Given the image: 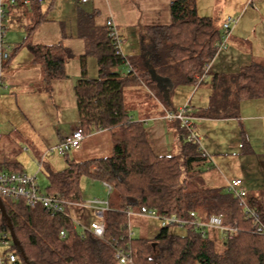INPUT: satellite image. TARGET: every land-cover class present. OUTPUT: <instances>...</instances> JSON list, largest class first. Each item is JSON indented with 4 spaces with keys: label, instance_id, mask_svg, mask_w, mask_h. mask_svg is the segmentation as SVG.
<instances>
[{
    "label": "trees",
    "instance_id": "trees-1",
    "mask_svg": "<svg viewBox=\"0 0 264 264\" xmlns=\"http://www.w3.org/2000/svg\"><path fill=\"white\" fill-rule=\"evenodd\" d=\"M171 17L169 25L145 27L144 34L149 41L143 42L146 65L142 67L116 54L106 26L95 29L93 17H79V36L86 41V52L80 57L81 78L75 87L79 128L86 136L98 129L113 131V154L85 162H75L64 154L67 167L48 172L46 190L59 192L69 201L81 202L83 178L110 184L112 193L105 213V237L99 239L88 231L78 230L69 216L52 215L42 208L31 209L22 202L0 198L6 212L0 214V222L8 232L10 220L19 243V246L14 244L13 250L22 264H120L115 257L117 243L130 248L134 264H264V237L254 233V223L247 219L240 200L228 194L226 187L206 185L203 175L208 158L200 147L190 142L182 130L181 154L155 155L145 125L131 121L125 108V89L137 83L153 84L152 72L171 80L174 86H195V77L213 62L216 44L221 39L215 20L200 17L195 0H175ZM46 21V16L40 15L28 27V36ZM27 40L5 50L2 69ZM32 48L43 69L46 86L67 77L66 64L75 57L70 49L62 43ZM90 56L97 60L96 79L88 78ZM127 60L132 71L123 73L121 69ZM212 87L210 107L204 111V117L235 118L243 101L264 100V65L253 63L236 74L215 75ZM242 144L244 153L252 152L244 134ZM3 166L0 163V171ZM6 166L10 171H22L18 163L9 161ZM248 203L259 211L264 222L261 202L253 198ZM142 208L177 218L188 219L191 213L205 220L221 216L225 227L238 231L222 240L217 230H209L202 237L199 231L186 225L182 227L186 231L183 236L172 234L169 226L162 227L154 240L131 237L130 212H139ZM62 231L66 233L65 238L60 237ZM218 246L222 249L218 250Z\"/></svg>",
    "mask_w": 264,
    "mask_h": 264
},
{
    "label": "crops",
    "instance_id": "crops-1",
    "mask_svg": "<svg viewBox=\"0 0 264 264\" xmlns=\"http://www.w3.org/2000/svg\"><path fill=\"white\" fill-rule=\"evenodd\" d=\"M57 1L53 2V7L50 11L48 10L51 3L9 8L7 15L14 10L16 16L13 18L14 23L11 21L9 24V33L13 35L14 30L24 29L25 35L21 42L7 43L9 47L7 50H10L15 44L23 43L26 38L28 40L27 44L7 65V67L12 66L9 77L12 78L13 76L15 83L11 80L10 86L5 88L7 93L1 97L7 100L10 99V96H14L16 101L23 97L20 100L24 101L27 106L36 105L38 101L40 103L47 101L55 109L58 108L60 111L65 109L66 112H70L69 127L64 126L65 123L60 126L56 144L62 142L76 131L80 123L75 87L81 78L80 57L86 52V41L79 36V17L81 15L93 17L95 29H103L106 26V21L113 19L118 25L119 33L123 39L122 51L124 56L136 67H142L146 65V58L144 59L142 50L143 42L141 36L138 41L134 42L133 34L137 31L141 35L146 26L171 24V6L175 0H105L106 4L103 0H89L88 3L90 1L94 3L93 10L74 6L70 14L73 22L70 23H67L62 18H50V15L57 10L58 6H62L67 10V1L62 3ZM195 1L200 17L214 19L215 10L221 9L222 13L223 11L225 13L223 14L225 16L222 18V22L227 16L231 15L238 19V23L229 38L227 48L215 56L210 66L209 78L198 87L174 86L171 80L159 78L152 72V77L155 79L153 84L137 83L125 89V108L131 121L142 122L145 125L149 144L155 155L168 157L181 154L183 131L178 122L165 119V111H176L184 106L190 107L196 134L204 151L210 157L207 160V164L215 168L213 172L210 171L208 173L207 179L209 183L222 185L224 189L229 180V175L226 173L235 171L231 175H238L243 180L248 194L247 181L242 174L245 171V165L241 163L248 156L264 157V100L243 101L240 104L238 116L235 118L211 119L204 117L203 113L210 107L213 95L212 80L215 75L236 74L243 67L253 63L264 65V29L243 28L247 25L250 14L261 15V9H264V0H257L253 3H250V0ZM255 5L259 7L258 10L250 11L249 8ZM106 14H108L107 18L105 20L102 19V16ZM40 15H45L47 21L41 22L36 31L28 36V27ZM222 22L219 27L220 30ZM15 24L22 25V28L16 26V29H13ZM57 43H62L66 48L70 49L75 57L66 64L67 77L53 82L50 86H46L43 69L37 61V56L32 47ZM91 58L95 57L90 56L87 58L88 78L96 79L99 75L98 65L97 63L95 65ZM1 64L2 61L0 59V66ZM121 71L123 73L127 72V67H123ZM4 80L7 86V79L4 78ZM9 91H11V95H9ZM127 94L134 98L137 96L135 103L127 104ZM243 134L251 146V153L243 152ZM112 154L113 131L98 129L87 136L78 149L69 152L67 158L69 159L71 155V160L85 162L108 158ZM9 158L8 154L2 156L0 153L1 164L6 165L10 161ZM262 159L264 160V158ZM206 180L204 179L205 183ZM88 182H90L89 185L84 184L83 188L81 186L83 200H87L92 195L93 198L99 197V190L96 188L97 184L99 187L104 188L101 182L91 179H88ZM249 197L248 194V199L254 198ZM257 200L261 201L259 198ZM68 216L74 222L85 227H89L96 220L93 210L77 206L69 207ZM87 221L89 222L88 224H86ZM77 229L82 230L81 228Z\"/></svg>",
    "mask_w": 264,
    "mask_h": 264
},
{
    "label": "built area",
    "instance_id": "built-area-1",
    "mask_svg": "<svg viewBox=\"0 0 264 264\" xmlns=\"http://www.w3.org/2000/svg\"><path fill=\"white\" fill-rule=\"evenodd\" d=\"M46 0H0V48L2 54L8 48L6 43V28L5 21L9 8L16 6L18 3L24 6H30L34 3L43 4ZM79 3L86 4L89 0H77ZM257 0H250L253 3ZM238 23V19L227 16L221 25V39L216 44L217 53L216 55L224 51L228 46L229 38L233 33V29ZM106 27L109 30V37L112 40L116 49V54L123 57L122 45L123 39L119 33L118 26L112 19L106 21ZM212 64V63H211ZM125 66L127 72L132 71L129 60L126 61ZM211 66V65H210ZM210 66L195 77L196 87L200 86L209 78ZM6 88L5 80L0 70V98L3 89ZM191 108L184 106L176 111H165V119L176 121L179 123L180 128L188 134V140L194 144H197L204 153V157L210 158L209 155L204 151L203 146L198 138L194 120L191 115ZM0 134V140H1ZM85 133L81 128H78L70 136L60 142L55 148L49 150V153H57L59 155L68 154L72 150L78 149L81 143L86 139ZM44 157L39 162V172L42 171L44 166ZM104 187L106 199L96 197L92 199L83 200L81 202H72L66 199L61 193H44L41 191L38 175L31 176L26 174L24 171H0V198L15 202L24 203L31 209L42 208L47 213L52 215H63L68 216V209L71 206H77L80 208H89L94 211L96 220L91 223L87 228L73 221L76 228H81L82 231H88L99 239L105 237V213L109 209V197L112 193V187L106 182H101ZM226 192L232 194L235 198L239 199L244 207L247 219L254 223V233L264 237V222L261 220L259 211L256 208H252L248 203V194L244 187L243 180L240 178H231L227 181ZM1 214V210H0ZM130 215H136L147 219L157 220L162 224V227L169 226H191L195 230L199 231L202 237H206L209 230H217L221 233L222 240L226 237H232L238 230L236 228H227L223 225V219L221 216H212L209 219H201L195 213L190 214V218H177L159 215L155 210H149L142 208L139 212H130ZM66 233L62 231L60 233L61 238H65ZM133 237V233H130ZM14 241L11 233L4 231L0 222V264H22L18 255L13 250ZM6 248V252L1 253L2 249ZM115 257L120 264H134L132 254L128 246L118 245L114 247Z\"/></svg>",
    "mask_w": 264,
    "mask_h": 264
},
{
    "label": "rangeland",
    "instance_id": "rangeland-1",
    "mask_svg": "<svg viewBox=\"0 0 264 264\" xmlns=\"http://www.w3.org/2000/svg\"><path fill=\"white\" fill-rule=\"evenodd\" d=\"M51 1L52 0H46L44 4H50ZM58 1L61 3L67 1V10H65L62 6H58L57 10L50 15V18H62L66 20L67 23L73 22V18L71 19L70 14L71 9L73 10L74 6L82 9L88 8L90 10H93L94 8V3L92 1L88 3L89 5L87 3L79 4L77 0ZM103 2L106 4L105 0H103ZM21 6L22 5L18 3L14 7ZM258 8L259 7L255 5L254 7L249 8V10L256 11L258 10ZM261 10L262 13L260 16L257 14H250L248 16L249 21L247 22V25L243 27L244 29H264V9ZM223 14L225 13L224 11L222 13L221 9L215 10L214 20L218 27H220L222 18L225 16ZM107 15L108 14L103 15L102 19L105 20L107 18ZM14 17H16L14 10L6 17V43L21 42L23 40V36L25 35L24 29H16V26H20L22 28V25L20 24H15V27L13 29L16 30L13 31V35L9 33V24L11 23V21L13 22ZM133 36L134 42L136 40L138 41L140 36L142 42L148 43L149 41L144 32L139 35V32L135 31ZM0 59L2 61L1 57ZM91 59H93L96 65L97 61L95 60V58ZM11 69L12 66L6 67L5 70L2 71L3 77L7 79V88L10 86L11 80H13V82L15 83L13 76L12 78L9 77ZM0 70H2L1 66ZM6 93V90L3 89L1 95H5ZM9 95H11V91H9ZM136 98H134L133 96L131 97L127 94V104L135 103ZM20 99H17L16 101L14 96H10V99L7 100L0 98V133L2 134V139L0 140V153L2 156H6L8 154L10 156L9 160L11 162L18 163L21 170L24 171L26 174L31 176L38 175V182L41 191L46 193V189L49 185L47 177L49 170L59 172L65 169L67 166L65 162L66 159L64 158V156H61L57 153H49V150L55 148L59 144H56L57 133L60 130V126H62L64 123V126L69 127L71 113L66 112L65 109H63L62 111H60L58 108L55 109L53 106L49 105L51 103L47 101L42 103L38 101L36 105L27 106L24 101H21ZM43 157L45 161V167L42 169L41 172H39V160H41ZM262 158L264 157L248 156L244 158L245 161L242 160L244 162H242L241 164L245 165V171L242 174L245 180L247 181L246 187L248 188L249 196L254 197L256 199L259 198L261 200V204L264 205V160ZM69 159H71V155L69 156ZM250 166L252 167L250 168ZM2 168L3 170H9L8 166L6 165ZM214 170L215 168L208 165L206 167V172L204 173L203 179L206 180L208 178V173L210 171L213 172ZM233 172L235 171H229L228 173H226L229 175V179L239 178L238 175H231ZM206 183L209 187L212 188H222V185L219 186V184H210L208 179L206 180ZM84 184H90V182H88V179H82V188ZM96 188L99 190L98 196L100 198L102 197L103 199H106L107 195L105 194L104 188L99 187L98 184L96 185ZM92 196L88 197L87 199L93 198ZM88 223L89 222L87 221L86 224ZM161 228L162 224L157 220L147 219L136 215L130 217V232L133 233V237L135 238L154 240ZM170 230L171 233L175 235L183 236L186 233L184 228L178 226H172ZM217 249H222V246H218ZM6 250V248L2 249L1 253L3 254L4 252H6Z\"/></svg>",
    "mask_w": 264,
    "mask_h": 264
},
{
    "label": "water",
    "instance_id": "water-1",
    "mask_svg": "<svg viewBox=\"0 0 264 264\" xmlns=\"http://www.w3.org/2000/svg\"><path fill=\"white\" fill-rule=\"evenodd\" d=\"M0 210H1V213L5 215L6 212H5V209L3 207V203H2L1 200H0ZM8 223H9V232L11 233V236L13 238L14 244L17 245V246H19L18 240H17L16 236L14 235V232H13V229H12V225H11L10 220H8ZM22 255H23L24 261H26V258L24 256V253L23 252H22Z\"/></svg>",
    "mask_w": 264,
    "mask_h": 264
}]
</instances>
